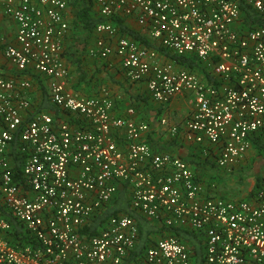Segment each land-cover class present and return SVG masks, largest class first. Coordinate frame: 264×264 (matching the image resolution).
Masks as SVG:
<instances>
[{
  "label": "built area",
  "instance_id": "2783aa9c",
  "mask_svg": "<svg viewBox=\"0 0 264 264\" xmlns=\"http://www.w3.org/2000/svg\"><path fill=\"white\" fill-rule=\"evenodd\" d=\"M240 2L264 14V0H94L105 21L95 24L87 51L118 57L127 79L145 82L156 103L186 96L185 117L160 115L156 128L181 134L227 171L255 142L264 147V27L238 30ZM66 6L0 0L16 24L15 42L2 50L16 70L0 73V264H122L137 241L134 218L111 213L95 232L84 230L120 189L162 233L127 264H195L192 247L170 228L197 235L199 264H264V187L254 201L213 195L214 184L195 176L186 159L152 148L150 125L134 119L133 108L113 113L106 88L90 95L67 88ZM116 15L133 17L148 45L122 33ZM157 46L196 55L207 75ZM34 74L57 114L33 107Z\"/></svg>",
  "mask_w": 264,
  "mask_h": 264
},
{
  "label": "crops",
  "instance_id": "0c3cea01",
  "mask_svg": "<svg viewBox=\"0 0 264 264\" xmlns=\"http://www.w3.org/2000/svg\"><path fill=\"white\" fill-rule=\"evenodd\" d=\"M95 9H96V6H95ZM72 16L73 14L71 12V9L67 5L66 10H65V19L68 23L69 29H67L62 39L63 52H64L63 56L67 64V67L69 68V75L67 78L66 86L67 88H69L73 92H77L78 94H85V95H88L89 93L94 94L96 90L94 92L92 91L95 88L90 89L91 91L87 93V91L83 89H81L80 91H75L72 86V83H73L72 74L73 73L71 74V70H73L76 66L72 62V60L75 57H77L78 59L81 57L76 54V49H75L77 47L76 46V40H77L76 34L73 30L70 29V25L72 23V18H73ZM115 19H119L122 22V24L126 26V28L134 31L139 36L142 35L141 28L136 23L133 17L121 16V15L113 16L112 20L116 24ZM15 32H16V24L14 20L11 19L9 16H7L3 12L2 8L0 7V73L1 74L11 75L16 70L6 60V58L3 55V51H2L5 44L10 43V42L11 43L15 42ZM94 37L95 36H93V39L92 40L90 39V41H88L85 46L82 45V47L83 48L85 47V49H83L84 58L82 59L81 68L83 67L82 69L88 73V77H90L89 78L90 83L99 84V82H101L102 84L101 87H104L108 90L114 102L113 113L119 114V116H124L126 115V110L129 107L133 108L134 114L132 117L136 120L146 121L150 125L151 129L147 132L145 139L149 144H150V141L154 142V147H152L154 150H157V151H167L168 150L171 153L179 154L181 157L186 159V161L192 168L195 176L200 177V180H202L203 183L208 184L211 182L214 184V182L211 180L213 176L212 173L210 172L211 175H208L209 173H207V164H206L207 162L205 161H208V159L204 158L202 148L199 145L196 146L195 144H192V143L190 144L189 142H186L181 137V134L178 135L177 138H175L176 141L174 142L173 145L171 144L166 145L165 142L169 140L170 138L169 134L167 133L166 135H164L163 136L164 138H161L160 135L157 134V133H160V134L163 133L160 131V129L156 128V120L160 115H167L171 119V121L182 119L183 117H185L189 109L187 97L184 95H177L173 97L166 104H159V103L154 102L150 98L146 90L145 82L143 81L132 82L127 79V77L124 74V70L120 66L118 57L111 54L106 59H97V58L90 56L87 53L88 47L91 46L94 42ZM66 51L68 52V54ZM94 62H97V65L93 64ZM32 81H33V85H32L31 91L29 92V96H30V100L32 102L33 107L37 110L45 109V110L50 111L49 109H46L44 107L43 108L39 107L42 97H43L42 96V93H43L42 85L46 87V85L44 84V80H42L40 76L34 74L32 75ZM98 84H95V86H98ZM46 100L49 101L47 96H46ZM58 112L59 110L57 108L56 112H53V113L57 114ZM253 150L257 151V149L254 146H252L247 151L246 155L240 161H238L235 165H233L230 171H227L225 169H222V170L233 173L235 170L239 168L240 166L238 165L239 163H242L243 161H245L246 158H247V161H249L250 159L249 154ZM257 178H262L264 180V175H261ZM257 178L255 179V181H253V184H250L248 191L246 192L241 191L243 195L246 193L245 196H240V195L238 196L236 195L237 193H235L234 197L254 201L255 200L253 197L254 192L252 194H249V193L254 190L255 182ZM212 193L213 195H222L220 193H215L214 190H212Z\"/></svg>",
  "mask_w": 264,
  "mask_h": 264
},
{
  "label": "trees",
  "instance_id": "16d2710c",
  "mask_svg": "<svg viewBox=\"0 0 264 264\" xmlns=\"http://www.w3.org/2000/svg\"><path fill=\"white\" fill-rule=\"evenodd\" d=\"M66 2H67V5L70 7L71 12L73 14L70 29L72 30V27H73L74 29H78L79 31H81L82 33L86 35L85 36L86 39L84 40L85 42H83L84 43L83 45L85 46L87 42L90 41V39L92 40L93 36H95L94 34L95 24L100 21H105V19L103 16H100L98 12L96 11L94 0H66ZM115 21L122 33H126V35L134 39H137L141 41L142 43L148 45V42L145 40L144 37H141L134 31L126 28V26H124L119 19H115ZM237 24H238L237 25L238 30L246 29V28L251 29L253 27H258V26L264 27V14L254 9L251 5L245 2H240V16H239ZM83 49H85V47ZM157 49L160 52H163L164 54H166L168 58L173 59L176 62V64L180 66H184L193 71H199V72L202 71L204 74L207 75L206 71H204V69L201 66V61L196 57V55L188 54V55L176 56L174 54H171L165 51L160 46H157ZM63 55H64V52H63ZM72 62L75 63L76 65L75 68L72 70L73 89L75 91H80L81 89H83V90H86L88 93L91 91L90 89L95 88L92 92L96 90L95 93H97L98 92L97 90H99L98 88L102 86L101 82H99V84L96 83L100 87L98 86L94 87L93 84H91L90 81H88L86 83L91 85L92 87L89 86L88 88L86 87L81 88V83L84 81L85 75H86L85 70L81 68V65H80L81 61L77 57H75L72 60ZM42 87H43V93H42L43 97H42L39 107L40 108L44 107L46 109H49L52 112H56L57 108L54 107V105L51 103L53 105L52 106L50 102L46 100V90H45L46 87L44 85H42ZM88 95H90V93ZM175 141L176 140L174 137H170L169 140H167L165 143L166 145L167 144L173 145ZM150 144L152 147H154L153 141H150ZM254 147L257 150L263 149V146L258 141L255 142ZM205 162H208L211 164L210 161H205ZM19 169H20V164H16L15 166L16 172L19 171ZM262 187H264V180L262 178H257L255 182V188L249 194H252L253 192L255 193V191L258 188H262ZM111 213L113 214L125 213L126 215L134 218L137 224L138 236H137L136 244L134 248L131 250L130 255L128 256L126 261L123 262L122 264H127V261L131 259H135L136 257L140 256L145 248L154 244L156 240L162 236V233L160 232L159 228L156 227L155 224H153L147 218H145L144 216H142L141 214H139L138 212L130 208L123 189L119 190L111 206L107 208L102 214L96 216L92 224L86 227L84 230L89 231V232H95L96 227L98 226L100 221H102V219L106 215L111 214ZM13 224H14L15 239H18L19 238L18 233H20V229H18L16 222H14ZM167 233L177 236L181 241H184L190 247H192L193 253L196 256L195 264H199L201 247L199 245V238L197 237L196 234H193L187 230H183L179 228H170L167 230ZM156 236L158 237L155 238ZM13 242L15 243L17 241L13 240ZM19 244H21V242H19Z\"/></svg>",
  "mask_w": 264,
  "mask_h": 264
},
{
  "label": "rangeland",
  "instance_id": "374dc122",
  "mask_svg": "<svg viewBox=\"0 0 264 264\" xmlns=\"http://www.w3.org/2000/svg\"><path fill=\"white\" fill-rule=\"evenodd\" d=\"M72 30L76 34V39H77L76 54L81 56L79 60L81 61V66H82V59L84 58L82 45L84 44L83 42H85L84 40L86 39L85 38L86 35L81 31H79L78 29H74L73 27ZM93 64L97 65V62H94ZM71 74H72V70H71ZM85 74H86L85 79L81 83V88L84 87L88 88L89 86L92 87L91 85L86 83L89 81L90 77H88V73L86 71ZM91 84L95 86L96 83H91ZM157 134L160 135L161 138H164L163 136L166 135V132H163L161 134L157 133ZM249 155H250L249 161H247L246 158L245 161L239 163L238 164L240 165L239 168L235 170L233 173L222 170L221 168H217V167L215 168L214 165H211L208 162L206 163L207 173H209L208 175H211L210 172L213 175L211 180L215 184L213 189L215 193H220L225 197H234L235 193H237L236 195L238 196L239 195L245 196L246 193L243 195L241 191L244 192L248 191L250 184H253V181H255L257 177L264 175V148L262 150H257V151L253 150ZM157 237L158 236H156L155 238Z\"/></svg>",
  "mask_w": 264,
  "mask_h": 264
}]
</instances>
